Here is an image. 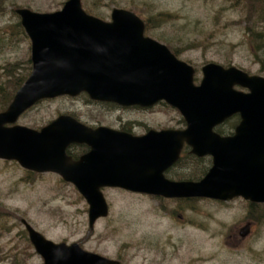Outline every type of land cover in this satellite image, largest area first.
Segmentation results:
<instances>
[{"label":"water","instance_id":"water-1","mask_svg":"<svg viewBox=\"0 0 264 264\" xmlns=\"http://www.w3.org/2000/svg\"><path fill=\"white\" fill-rule=\"evenodd\" d=\"M16 13L31 40L32 70L0 112V158L72 182L89 204L90 228L107 213L103 186L165 197L242 196L264 202L263 78L207 63L194 85L193 68L144 36L142 20L124 9H112L111 21L87 14L80 0H66L53 12L21 8ZM235 84L250 92L235 90ZM80 92L119 105L165 100L179 110L186 126L135 136L91 128L70 115H59L39 130L14 124L40 99ZM233 113L240 116L234 134L215 133L213 127ZM71 143H84L89 151L73 160L66 153ZM183 143L197 155L212 156V167L198 181H170L163 175ZM25 228L43 264H117L78 243H54L27 223ZM246 233L247 228L240 232Z\"/></svg>","mask_w":264,"mask_h":264},{"label":"rangeland","instance_id":"rangeland-1","mask_svg":"<svg viewBox=\"0 0 264 264\" xmlns=\"http://www.w3.org/2000/svg\"><path fill=\"white\" fill-rule=\"evenodd\" d=\"M64 1L0 0V28L15 19L10 8L52 11ZM81 1L84 9L97 11L103 18H109L114 7L135 10L148 20L154 34L197 71L213 61L264 74L262 59L251 53L261 57L253 47L258 38L244 30L246 10H226L227 0ZM157 13L162 21L152 18ZM28 57V40L0 49V85L5 91L24 73ZM10 62L22 64L21 72L8 76L4 66ZM195 74L201 76L200 71ZM108 106L86 103L83 95L57 97L39 102L17 123L39 126L61 112H74L91 124L120 127L127 122L137 134L145 128L181 125L178 111L166 104L149 110ZM189 173L177 171L175 176ZM175 176L172 178L183 179ZM102 193L109 211L90 229L88 206L72 185L56 174L30 173L14 161L0 160V264H42L27 239L22 219L52 241L78 242L89 251L113 258L119 255L123 264H264L262 204L251 209L239 199L220 206L200 200L159 201L118 188H103ZM247 223L249 233L242 237L240 230Z\"/></svg>","mask_w":264,"mask_h":264},{"label":"trees","instance_id":"trees-1","mask_svg":"<svg viewBox=\"0 0 264 264\" xmlns=\"http://www.w3.org/2000/svg\"><path fill=\"white\" fill-rule=\"evenodd\" d=\"M239 5H242V8L239 7ZM26 7H29V6H26ZM227 9L233 10V11L238 10V9H240L239 11L246 10L244 12L245 13L244 19L247 22H244V30L248 35L250 32L253 35L254 33L256 34L258 39L256 40L257 43L254 44L253 47L257 48L258 52L261 54V57L258 56L257 53H254V52H251V53L254 54L253 56L254 58H257V60H258V57L261 58L262 59L261 63L264 64V40H263L264 39L263 38L264 37V0H227L226 10ZM10 10H12V8ZM35 10H39V9H35ZM12 13L15 19L10 23L8 27L0 28L1 37H2L0 38V49H2L3 47L10 46L14 43H17L18 45L20 42L26 39L25 33L23 31L22 26L20 25L18 18L14 15V12ZM98 13L99 12L96 11V12H93L92 14L101 17ZM152 18L155 19L156 21L163 20V19L158 20L159 13L153 15ZM143 20L145 21V32L159 40H162L159 36H157L156 34L152 32L151 25L149 24L148 20L145 18H143ZM251 40H252V43L253 42L255 43L252 37H251ZM172 50L176 55L179 54V52L176 51L174 48H172ZM224 65L226 64L224 63ZM30 67H31L30 60L28 57L26 59V67H25L24 73L20 74V76H17L14 79L11 89L9 91H5L4 86L0 85V110H3L7 106V104L10 102L15 90L23 83V81L27 77ZM4 68L7 71V75L12 76L14 75V73H20L21 69H23V65L20 64L19 62H15V63L10 62L6 66H4ZM262 68H264V65L260 66V69ZM236 121H237L236 116H233L230 119H228L223 125L218 126L216 130L219 133L227 134L229 131H231ZM181 122L183 121L180 119L179 123ZM33 127H37V126H33ZM82 150H83V146H76V147H73L69 151H70V154L75 156L77 154V151H82ZM186 155L187 153L183 154L182 156L183 158L181 160H183V162L186 161V157H185ZM196 166L197 168L193 170L192 175L190 176L185 175V176L191 179L199 178V176L201 175L202 164L198 162ZM182 169H185V168H182Z\"/></svg>","mask_w":264,"mask_h":264},{"label":"flooded vegetation","instance_id":"flooded-vegetation-1","mask_svg":"<svg viewBox=\"0 0 264 264\" xmlns=\"http://www.w3.org/2000/svg\"><path fill=\"white\" fill-rule=\"evenodd\" d=\"M193 157H194V156H193ZM193 157H192V158H193ZM194 158H196V157H194ZM202 158H203L202 160L205 161V162H204V166H205V167H207V166L209 167L208 163L210 164V160H211V158H210L209 156H205V157H202ZM208 167H207V169H208ZM207 169H206V170H207ZM190 174H191V172H190ZM209 201L220 202V201H217V200H216V201H215V200H209ZM220 203H222V202H220ZM116 259L119 260V263H120V264H123V261H122L120 258H116Z\"/></svg>","mask_w":264,"mask_h":264}]
</instances>
